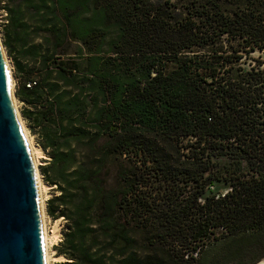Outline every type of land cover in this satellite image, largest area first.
<instances>
[{"label": "trees", "instance_id": "16d2710c", "mask_svg": "<svg viewBox=\"0 0 264 264\" xmlns=\"http://www.w3.org/2000/svg\"><path fill=\"white\" fill-rule=\"evenodd\" d=\"M6 1L58 264L264 257V72L237 66L264 53V0Z\"/></svg>", "mask_w": 264, "mask_h": 264}, {"label": "water", "instance_id": "95a60500", "mask_svg": "<svg viewBox=\"0 0 264 264\" xmlns=\"http://www.w3.org/2000/svg\"><path fill=\"white\" fill-rule=\"evenodd\" d=\"M3 54L0 41V264H46L35 174Z\"/></svg>", "mask_w": 264, "mask_h": 264}, {"label": "rangeland", "instance_id": "374dc122", "mask_svg": "<svg viewBox=\"0 0 264 264\" xmlns=\"http://www.w3.org/2000/svg\"><path fill=\"white\" fill-rule=\"evenodd\" d=\"M7 5L8 4H7L6 0H0V41H1V43L3 41L4 27L7 26V23L9 21V14H8L7 9H6ZM9 6H11V4H9ZM2 46H3V44H2ZM3 51L5 54L6 60L8 62V65L10 67L11 82L13 84V88H12L13 97L16 101V106H17L19 115L23 121L24 127H25L29 137H31V139L33 141V144L36 147H39L37 145V140L39 139V137L37 135V132H38L37 129L36 130L34 129V131H32L30 125L27 124V122L23 119V117L21 115V111L26 109V108H29V107L26 106L23 102L19 101L15 96L17 88L19 86H21L22 84H24L25 82H27V79H25V81H24L22 75L20 73H16V70L14 69V65H13V57H10L8 55L4 46H3ZM14 57L16 58L17 56L15 55ZM18 59H20V58H17V60ZM237 66L240 68L242 73H250L252 71L254 73H257L258 71L264 72V53L258 52V51L251 52V53H242L241 59L237 62ZM33 81L38 82V79L33 78ZM41 151H42V156L39 159L41 164L38 167V171H39L41 181L43 183H45L43 180L42 169L45 168L46 164L49 163L50 159H49L46 152H44L42 149H41ZM221 160L225 161L226 158H222ZM113 179H114V177H113V173H112L111 178H110V183H113ZM46 185L49 187V189L47 191V194L44 196V205H45L44 206L45 207L44 212H45L46 232H47L48 236L51 237L54 227L57 228L56 237H55V239H53L54 242L52 241V243L49 244L48 252H49V255L51 257L50 258V264H58L61 262H56L54 256L58 255L57 254V247L60 244V242L62 241V237H63V234H64L65 229H66V222L63 219L53 220L51 217H49L47 215V213H46L47 201L50 200L51 198H53L54 196H57L58 191L55 187H51L48 184H46ZM227 191H228V186L224 185L222 183H215L212 185H208L207 190H206V192H211L213 194H224ZM227 247H228V245L221 246L220 248H218V247L209 248V249H207V252L202 257L199 256L197 251L195 253L190 252V254L193 257L195 256L194 258H197L198 260H199V258H201L199 260L198 264H218L223 259V257H228V254H226L224 256H222L223 254L221 255V252H222L221 249H224ZM186 256H189V253H187ZM246 259H249V257H243L240 255V257L238 256V257H235V258L228 260L227 264H236V263L241 262L242 260H246ZM261 260H264V257L259 258L258 261H261ZM262 264H264V261H262Z\"/></svg>", "mask_w": 264, "mask_h": 264}, {"label": "bare ground", "instance_id": "6f19581e", "mask_svg": "<svg viewBox=\"0 0 264 264\" xmlns=\"http://www.w3.org/2000/svg\"><path fill=\"white\" fill-rule=\"evenodd\" d=\"M3 55H4V58H5L8 70H9V75H10V73H11L10 67H9L8 62L6 60L5 54H3ZM10 84H11V87L13 88V84L11 82V75H10ZM12 102H13L14 109L16 111V115H17L21 130H22L24 139L26 141V144H27V147H28V150L30 153L31 161H32V166H33L35 179H36L37 196H38V202H39V208H40V219H41L44 246H45V261H46V264H50V258L51 257H50L49 252H48V246H49V244L52 243L53 239H55L56 233H57V228L54 227V229L52 231V236L49 237L47 232H46L45 212H44V208H45L44 207L45 206L44 205V196L47 194L49 187L41 181L39 171H38V167L41 164L39 159L42 156V151L39 147H36L33 144L31 137H29V135H28V133L24 127L23 121L19 115V112H18V109L16 106V101H15L14 97L12 98ZM54 258H55L56 262H64L65 261V258L62 256H54ZM260 264H262V262Z\"/></svg>", "mask_w": 264, "mask_h": 264}, {"label": "built area", "instance_id": "2783aa9c", "mask_svg": "<svg viewBox=\"0 0 264 264\" xmlns=\"http://www.w3.org/2000/svg\"><path fill=\"white\" fill-rule=\"evenodd\" d=\"M24 86H25L26 89L30 90V89H33L36 86V82L33 81V80H29V81L25 82Z\"/></svg>", "mask_w": 264, "mask_h": 264}]
</instances>
